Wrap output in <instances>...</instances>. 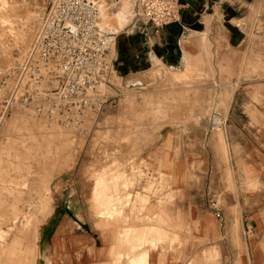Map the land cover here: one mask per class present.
<instances>
[{
    "label": "crops",
    "instance_id": "crops-1",
    "mask_svg": "<svg viewBox=\"0 0 264 264\" xmlns=\"http://www.w3.org/2000/svg\"><path fill=\"white\" fill-rule=\"evenodd\" d=\"M258 22L264 27V0H185L181 24L139 32L149 68L128 70L123 84L146 85L162 72L158 61L173 70L170 74L185 73L192 59L209 61L214 70L213 97L207 88L204 99L209 109L195 111V121L187 125L168 127L157 151L151 147L138 158L173 181L158 198L144 194L147 181H142V196L148 198L142 221L129 209L127 224L107 226L92 210L91 191H82L86 206L83 195L72 191L71 215L62 217L47 239L44 264H131L130 253H147L146 264H264V74L241 76L245 56L249 64L260 51L256 39L264 40ZM226 91L231 97H223ZM215 113L227 121L222 131L226 156L211 132ZM140 210L138 205L135 212ZM157 218L162 225L153 222ZM150 227L170 240L135 252L122 241L124 232L141 234ZM172 236L177 237L173 245Z\"/></svg>",
    "mask_w": 264,
    "mask_h": 264
},
{
    "label": "rangeland",
    "instance_id": "rangeland-1",
    "mask_svg": "<svg viewBox=\"0 0 264 264\" xmlns=\"http://www.w3.org/2000/svg\"><path fill=\"white\" fill-rule=\"evenodd\" d=\"M50 7V0H0V81L3 76L9 73L14 75L24 64L28 55L32 53L38 32L39 17L46 14ZM133 15L128 26L122 31H109V33L101 31L106 35V58L113 63V70L109 75L110 86L107 85L105 91L116 98H111L104 113L89 124L88 131L76 133L65 129L54 121L38 116L32 108H19L0 125V216L10 215V212H13L11 214L13 217L14 210L17 208L24 209L21 213L24 217L29 214L36 217L41 216L35 211L38 201L46 197V193L40 188H43L42 178L47 173H52V180L46 181L50 187L52 207L61 215V220L62 217L71 215L70 196L72 191L75 193L79 191L80 196L83 195L80 201L86 206V193L82 191L90 190L89 202L92 210L96 217H103L107 226L108 224H127L130 219L126 212L129 209H132V217L137 214L136 219L142 221L140 216L146 209L148 198L142 196L140 188L143 187L145 195H153L158 198L166 191L167 185L173 183L172 179L169 181L160 171L157 173L153 167L146 166L145 161L139 163L138 158L142 156L143 151L151 147L152 150L156 149L162 136L166 137L169 128L187 125L195 121L193 117L195 111L209 109L204 105V102H207L204 99L209 97V93H206L207 88L211 93L210 97H213L214 91L211 86L213 85L214 70L209 61L205 64L203 61L192 59L187 63V75L183 79H175L170 74L171 69L160 66L163 71L155 79L148 81L146 85L127 88L121 77L128 68L130 69V66L124 67L122 64L120 44L127 45L131 37L146 29L142 20L135 16V11H133ZM257 28L259 30L264 28L261 22H258ZM255 46L258 47V50H263L264 40L256 39ZM260 51L254 59H250L249 64H247L245 56L244 70H242L241 76L251 78L264 74V59L262 58L264 55ZM130 55L129 57H133L141 54L134 46L130 50ZM154 63L153 65L156 67L157 65ZM143 64V62H139L132 66L136 65L138 68ZM223 97H231L230 92L226 91ZM15 120L16 126L10 131V121L15 122ZM30 121L35 122L39 128L33 133L36 132L35 134L41 136L40 141L44 140L49 145L46 142L38 145L30 139L28 134ZM45 124L48 129L43 128ZM50 126H55L56 129H51ZM216 133L223 155L226 156V144L222 137V131ZM175 139L177 142L180 141L178 136ZM163 141L168 142L166 139ZM172 141L171 135L169 145L172 144ZM176 150L178 153L179 147ZM43 152L44 155L49 152L48 157L45 158ZM163 152H159L158 156H164ZM115 165H118L119 168ZM112 167L116 169H111ZM102 169L105 170L102 172ZM117 171L125 175L127 182L126 185H124L125 180L114 182L117 183L120 194L107 188L101 189L102 191L97 189V181L100 178H110V174L117 173ZM100 173L103 175H99ZM106 179L105 185L109 186V181L107 179L106 182ZM142 181H147V183L141 187ZM39 183L42 185L41 187ZM37 184L39 185L37 186ZM17 185L19 186L17 187ZM32 188L40 189V193L35 194ZM29 191H32L33 194H29ZM14 192L23 193L22 198L25 203H21L20 198L17 197L19 194ZM102 192L107 194H102ZM135 192L137 194L133 197ZM110 194L114 196L111 198L112 201L107 207L103 204L101 206L99 204L101 198L103 202H106ZM37 198L39 199L37 200ZM16 202L19 206L16 205ZM115 203L117 204L115 205ZM138 205L141 207L139 214L135 212ZM105 208L110 214H101ZM26 210H28L27 213ZM153 222L162 225L161 218H157ZM49 227L50 225L46 227L44 238L50 240L54 237V232L51 233ZM24 228H27V232L24 229L23 244L15 245V248L19 250L25 249L27 246L30 227L28 225ZM147 229L148 233L145 235H142L143 231L141 234H136L134 231L124 232L122 241L135 252L138 247L145 245H149L151 249L156 248L155 245L159 243L149 241L151 239L165 237L164 242L170 240L169 234H167L169 236V240H167L166 234L156 227H151L150 231L149 228ZM0 233V241H3L2 237L5 234ZM135 238L136 241L138 240L136 245L133 243ZM176 242L177 237L172 236L171 244ZM128 257L130 258V255ZM27 261L24 254L21 253H16L11 257V264H28ZM44 262L42 258L41 263L44 264ZM190 264L196 263L191 262Z\"/></svg>",
    "mask_w": 264,
    "mask_h": 264
},
{
    "label": "built area",
    "instance_id": "built-area-1",
    "mask_svg": "<svg viewBox=\"0 0 264 264\" xmlns=\"http://www.w3.org/2000/svg\"><path fill=\"white\" fill-rule=\"evenodd\" d=\"M99 1L50 0V9L39 17L32 53L14 75L0 81V125L19 108H32L44 119L84 133L116 98L105 91L113 63L106 58V35L98 27ZM103 1L112 12L128 4L146 28L158 33L181 24L185 0ZM226 124L213 114L211 132L223 131Z\"/></svg>",
    "mask_w": 264,
    "mask_h": 264
},
{
    "label": "bare ground",
    "instance_id": "bare-ground-1",
    "mask_svg": "<svg viewBox=\"0 0 264 264\" xmlns=\"http://www.w3.org/2000/svg\"><path fill=\"white\" fill-rule=\"evenodd\" d=\"M104 1L103 0H100L99 1V4L101 6V18H100V21H99V24H98V27L100 29V31H102L103 33L107 32L109 33V31H115V32H119V31H122L123 29H125L129 22L132 20L133 18V8L131 6H129L128 4H122L120 6V8H117L116 11L112 12L110 11L106 5H104L103 3ZM109 13H111L112 15H110ZM206 32V31H205ZM205 39V38H204ZM158 64H160L161 67L164 68V66L161 64L160 61H158ZM166 68V67H165ZM188 69H190L188 67ZM162 70V69H161ZM160 70V71H161ZM163 71V70H162ZM167 73V72H166ZM171 74L173 75V77L175 79H183L186 77V72L184 73H172ZM30 124V127H29V137L30 139L33 140V142L37 143L38 145H41L42 142H46L44 140H42V142L40 141L41 140V136L40 135H37L35 133H33V131L35 130H38L39 128L36 126L35 122H29ZM7 126V125H6ZM16 126V120L15 122H11L10 121V124H9V130L11 131L13 129V127ZM40 127V125H39ZM42 127V125H41ZM51 129H56L55 126H50ZM11 128V129H10ZM43 128H46V124L43 125ZM45 129V130H46ZM63 131V130H62ZM5 132V131H4ZM46 132V131H45ZM42 135V134H41ZM46 137V136H45ZM53 137V136H51ZM43 138V137H42ZM60 138V136H59ZM58 138V139H59ZM66 138V137H65ZM63 138V139H65ZM49 139V138H48ZM53 139V138H52ZM62 139V138H61ZM51 141V140H50ZM60 141V140H59ZM65 141V140H64ZM62 142V141H61ZM50 143V142H49ZM47 145H49L47 142H46ZM43 147V146H42ZM47 150V149H46ZM45 152V151H44ZM44 152H43V155H44ZM49 154V152H47ZM44 155L45 158L48 157L47 155ZM64 157V156H63ZM62 157V158H63ZM52 162V161H51ZM118 167V165H115V167ZM114 167V166H113ZM111 168V169H116V168ZM122 167V166H120ZM109 168V167H107ZM119 168V167H118ZM106 169V168H105ZM105 169H102V172L103 170ZM113 170V171H114ZM119 170V169H118ZM46 172V170H44ZM107 171V170H106ZM105 171V173H106ZM112 171V170H111ZM109 172V170L107 171ZM116 172V171H115ZM114 172V173H115ZM123 172V171H122ZM32 173V172H31ZM112 173V172H111ZM110 174V178L108 177V181H109V186L108 185H105V179L106 178H100L99 176V180L97 181V189L99 188L100 190L103 189V188H107L109 190H112L114 192H118L120 194V190L118 189V186H117V183H114V182H118V181H121V180H125L126 177L123 173H115V174ZM45 174V173H44ZM43 174V176H44ZM102 173H100L99 175H101ZM95 175V174H94ZM103 175V174H102ZM97 177V176H95ZM43 179V188H40L42 185L40 184L41 183V179L39 180V184H40V189L44 190V192L46 193V197L40 201H38V205H37V209L35 212H38L39 214H41V216H33L31 214L29 215H25V217L23 215H21V213L24 211V209H21V208H14L16 210L15 211V214H13L14 216L11 217V214L13 212H10L11 214H7V215H1L0 216V232L4 233V237H2L3 241H0V264H11V257L14 255V254H18V253H21V254H24V258L25 260H28L27 262H29L28 264H42L41 263V260H42V257H43V254H44V249L46 247V241L47 239L44 238L45 236V232H46V227L48 225H50V232L53 233L55 231V228H56V225L60 222L61 220V215L56 212V210L53 209L52 207V198H51V195H50V187L48 186V184H46V181H51L52 180V173H47L45 174V176L42 178ZM97 179V178H96ZM107 179H106V182H107ZM17 182V181H16ZM36 182V180H35ZM87 182V181H86ZM19 183V182H18ZM38 183V182H36ZM96 183V181H95ZM126 180L124 182V185H126ZM29 184V183H28ZM37 184V186L39 185ZM108 184V183H107ZM24 185V184H23ZM129 185V184H128ZM19 185H17L18 187ZM95 188V187H94ZM38 188H32V190L35 192V194L37 193H40L39 190H36ZM102 191V190H101ZM100 191V192H101ZM23 192V191H22ZM99 192V191H98ZM99 192V193H100ZM110 193V191H108ZM15 193V192H14ZM17 194H19L17 197L20 198V202L21 203H25L24 202V199L22 198V194L23 193H18L16 192ZM15 193V194H16ZM104 192H102L103 194ZM106 193V192H105ZM104 193V194H105ZM117 193V194H118ZM29 194H33L32 191H29ZM28 194V196H29ZM34 194V195H35ZM43 194V192H42ZM107 194V193H106ZM9 195H12V194H9ZM41 195V194H40ZM99 195V194H98ZM39 196V195H38ZM118 196V195H117ZM121 196V195H119ZM123 196V195H122ZM16 197V198H17ZM27 197V196H26ZM34 197V196H33ZM37 197V195H36ZM101 197V196H100ZM114 196L110 194V196H108V200L106 202H103L102 201V198L101 200L99 201V204H103V206H108V204L112 201L111 198H113ZM98 198V197H96ZM32 199V198H30ZM39 198H37L38 200ZM34 200V199H33ZM16 201V200H15ZM18 201V200H17ZM32 201V200H30ZM29 201V202H30ZM19 202V204H21ZM102 202V203H100ZM18 205V202H16ZM94 203V201H93ZM124 203V202H123ZM97 205V203H95ZM117 203H115L116 205ZM26 205H28V203H26ZM114 205V204H112ZM124 205V204H123ZM122 205V206H123ZM19 206V205H18ZM30 206V205H29ZM102 206V205H101ZM114 207V206H113ZM24 208V207H23ZM104 208V207H103ZM30 209V208H29ZM106 210V211H105ZM104 211H101V214H110L108 209L105 208ZM5 211V210H4ZM28 210H26V213H27ZM118 211V209H117ZM103 212V213H102ZM119 212V211H118ZM25 213V214H26ZM112 213V211H111ZM35 215V214H34ZM37 215V214H36ZM102 217V216H100ZM30 227V232L28 233V236H27V246L25 249H16L15 248V245H19L20 243L23 244V241L25 240V237H24V232L26 231L27 228H24L25 226H28ZM25 229V231H24ZM29 229V228H28ZM148 229H145L143 232H142V235H145L147 234ZM151 230V227L149 228V231ZM27 232V231H26ZM1 234V233H0ZM140 234V233H139ZM136 236V235H135ZM166 239L165 237H158L157 239H152L153 242L157 241L159 243H163ZM25 247V246H24ZM143 252V251H141ZM138 256L135 257H131L130 256V261H131V264H146V258H147V253H137ZM136 254V255H137ZM140 254V255H139ZM131 255V254H130ZM54 256V255H53ZM45 258V257H44ZM46 264H49L48 262Z\"/></svg>",
    "mask_w": 264,
    "mask_h": 264
},
{
    "label": "trees",
    "instance_id": "trees-1",
    "mask_svg": "<svg viewBox=\"0 0 264 264\" xmlns=\"http://www.w3.org/2000/svg\"><path fill=\"white\" fill-rule=\"evenodd\" d=\"M184 3V1H183ZM183 15V13H182ZM144 43V35L138 33L134 37H131L129 39V43L127 45L120 44V53H121V61L124 62V67L125 66H130V69L128 68L127 71H125L122 75H124L128 70L131 71H138V70H145L149 68V63L146 62V58H144L146 55L147 48L143 47L142 44ZM136 47L137 51L141 55H135L133 57H129L130 55V50L133 47ZM139 64V62H143L144 64L142 66H139L138 68L136 65L132 66V64Z\"/></svg>",
    "mask_w": 264,
    "mask_h": 264
}]
</instances>
